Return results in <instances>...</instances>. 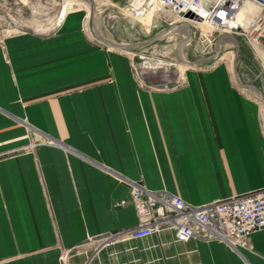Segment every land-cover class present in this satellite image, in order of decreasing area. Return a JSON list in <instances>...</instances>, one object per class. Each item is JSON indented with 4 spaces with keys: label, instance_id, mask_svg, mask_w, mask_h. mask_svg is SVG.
<instances>
[{
    "label": "crops",
    "instance_id": "obj_1",
    "mask_svg": "<svg viewBox=\"0 0 264 264\" xmlns=\"http://www.w3.org/2000/svg\"><path fill=\"white\" fill-rule=\"evenodd\" d=\"M89 10L0 33V264H264V228L246 248L171 230L101 243L137 224L132 183L193 206L264 188V133L227 62L157 85L90 40Z\"/></svg>",
    "mask_w": 264,
    "mask_h": 264
},
{
    "label": "built area",
    "instance_id": "obj_2",
    "mask_svg": "<svg viewBox=\"0 0 264 264\" xmlns=\"http://www.w3.org/2000/svg\"><path fill=\"white\" fill-rule=\"evenodd\" d=\"M153 17L165 24L175 25L174 32L184 35L178 28L189 29L190 42L197 37L201 52L209 54L216 41L225 46L222 38H243L251 48L264 72V0H142ZM67 12V11H66ZM66 12H62L63 21ZM193 14V18L186 17ZM61 24V23H60ZM59 24V25H60ZM218 35V37L216 36ZM215 55L206 56L213 62ZM181 80V77L178 78ZM137 224L126 230L109 234L102 244H110L125 234L131 239H142L171 230L176 241L189 239L218 240L232 248L247 247L250 234L264 228V188L227 199L193 206L181 197L167 193H153L140 183L130 189ZM121 200L118 206H124Z\"/></svg>",
    "mask_w": 264,
    "mask_h": 264
},
{
    "label": "rangeland",
    "instance_id": "obj_3",
    "mask_svg": "<svg viewBox=\"0 0 264 264\" xmlns=\"http://www.w3.org/2000/svg\"><path fill=\"white\" fill-rule=\"evenodd\" d=\"M134 1L0 0V33L48 29L57 24L68 7L88 8L90 14L85 19V32L90 40L108 49L127 52L140 76L152 73L157 85L162 86L167 81V87L178 86L180 75L186 69L195 67L200 57L215 55V61L227 62L235 86L259 102L264 133V72L247 42L236 37L234 43L225 46L216 39L210 53L206 54L201 52L196 36L185 45L182 34L169 32L175 25L169 26L156 20L145 3L135 8ZM149 13L150 24L142 21ZM112 44L122 47L117 49ZM127 46L132 47L124 49ZM179 53L184 64L179 61Z\"/></svg>",
    "mask_w": 264,
    "mask_h": 264
},
{
    "label": "bare ground",
    "instance_id": "obj_4",
    "mask_svg": "<svg viewBox=\"0 0 264 264\" xmlns=\"http://www.w3.org/2000/svg\"><path fill=\"white\" fill-rule=\"evenodd\" d=\"M142 0H135L134 1V7L135 8H139L140 6H141V4H142ZM64 13V12H63ZM60 20H62V15L60 16V18H59V21ZM150 13L149 14H147L146 16H145V18H143L142 19V21L144 22H147L148 21V24H150ZM147 24V25H148ZM179 30H181L182 31V33H183V35H184V44L186 45V43H187V41L189 40V29L186 27V25L184 26L183 25V28H178ZM175 30V28H171L170 30H169V32H171V31H174ZM222 40L225 42V43H227V42H231V43H234V40H232V39H230L228 36H223V38H222ZM130 47H132V46H127V47H125L124 49H127V48H130ZM232 54V53H231ZM230 54V55H231ZM179 61L180 62H182L183 64L185 63V61L182 59V57H181V54L179 53Z\"/></svg>",
    "mask_w": 264,
    "mask_h": 264
},
{
    "label": "water",
    "instance_id": "obj_5",
    "mask_svg": "<svg viewBox=\"0 0 264 264\" xmlns=\"http://www.w3.org/2000/svg\"><path fill=\"white\" fill-rule=\"evenodd\" d=\"M186 17L187 18H189V19H192L193 18V14H187L186 15ZM189 36H190V34H189ZM234 41H235V39H234ZM114 47H116L117 49L119 48V47H122V46H120V45H117V44H112Z\"/></svg>",
    "mask_w": 264,
    "mask_h": 264
}]
</instances>
